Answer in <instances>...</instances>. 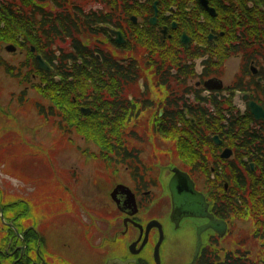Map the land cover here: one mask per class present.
I'll list each match as a JSON object with an SVG mask.
<instances>
[{
	"label": "flooded vegetation",
	"instance_id": "obj_1",
	"mask_svg": "<svg viewBox=\"0 0 264 264\" xmlns=\"http://www.w3.org/2000/svg\"><path fill=\"white\" fill-rule=\"evenodd\" d=\"M240 1L208 0L212 16L198 0H95L107 10H86L69 0H37L39 32L41 27L60 34L51 49L57 40L68 43L71 52L76 38L89 49L86 60L92 61L90 54L98 59H103L100 53L108 54L124 72L112 75L116 81L105 82L103 103L97 104L92 96L96 91L90 90L88 100L95 107L80 105L83 114L104 106L100 125L112 146L100 149V158L87 162L82 157L80 166L74 162L71 170H55V190L42 197L38 210H31L27 197L18 212L13 209L17 202L0 205L3 214L9 210L1 223L5 231H0V264H264V118L256 119L249 108L254 103L264 111V51L255 58L248 54L257 43L251 39V25L244 32L248 37L241 35L243 27L226 25L232 7L239 23L240 16H250L237 8ZM96 17L105 22L98 23ZM222 24L237 38L226 40L224 29L217 28ZM96 27L103 31L98 35L106 49L79 39L98 36L88 33ZM112 32L120 33L122 44ZM183 34L190 40L187 45L182 44ZM176 39V64L187 65L185 73L164 62L172 57L170 46ZM110 49L140 51L156 88L151 90L145 80L138 94H129L130 87L145 78L139 75V59ZM60 50L67 52L58 47V57ZM33 53L45 57V51ZM230 54L243 66L226 83L220 71ZM209 81L214 82L208 87ZM145 112L150 115L142 116ZM143 118L166 135L182 168L172 163L162 168L157 162L155 178L152 167L140 168L138 149L122 145L125 128L140 125ZM176 169L190 178L218 224L216 230L201 233L197 255V229L208 219L183 217L177 225L172 220L169 183ZM228 235L234 246L239 237L247 241L229 250L223 246ZM256 249L261 255L254 261Z\"/></svg>",
	"mask_w": 264,
	"mask_h": 264
},
{
	"label": "rangeland",
	"instance_id": "obj_2",
	"mask_svg": "<svg viewBox=\"0 0 264 264\" xmlns=\"http://www.w3.org/2000/svg\"><path fill=\"white\" fill-rule=\"evenodd\" d=\"M69 1L82 5L86 10L97 9L98 7L104 8L101 3L97 4L95 0L93 2L89 0ZM107 9L104 8V10ZM79 39L85 45L91 47L96 45L105 48V46L101 47V41L104 39L100 35L89 38H80L79 36ZM8 45L12 44L0 43V62H3L2 64H9L17 68L24 62L31 63V59L27 57L25 50L13 45L15 51L8 52L5 50ZM54 46L55 48H52L57 52L58 47L65 49L67 52L69 51L66 48L68 47L66 42L55 40ZM112 52H116L120 56H131L139 59L141 66L139 75L143 73L145 78L141 77L142 81L130 87L129 94H138L139 87H144L146 81H148L151 90L156 88L151 83L153 79L152 70L147 68L140 51L134 50L132 52L129 49L125 51L113 50ZM233 55L230 54V58L225 59L223 64L225 68L220 71L223 73L221 78L226 83H230L236 78L243 66ZM22 72L24 73L25 70H22ZM55 80L58 81L57 78ZM22 90H26V95L22 101H18ZM35 103L45 106L44 114L40 115L37 112ZM49 105H51L50 101L34 88H31L30 85L26 86L21 77H11L0 66V205L17 202V206H12L13 209H16L15 212H18L17 209H22L21 200L28 199L31 210H38V203L42 200V197L49 196L51 191L55 190L53 182L56 179L55 175H57L55 170H71L74 162H77L76 164L80 166L82 157H86L87 162H89V158H100L98 156L99 150H103L100 145H95L99 143L96 139L88 138L72 125L69 127L57 115H48L47 107ZM146 113H143L142 116L144 114L147 117L150 115V113ZM140 125L142 126L139 127ZM140 125L125 128V133L122 135V139H124L122 145L129 149L131 147L138 149L140 168L147 170V168L152 167L151 173L149 169L148 173L154 177L156 176L155 178H157L159 172L156 173L155 168L160 169L155 166L157 162L161 163L162 168L170 163L173 166L182 168L183 164L177 158L175 152L173 153L172 144L166 139V135L160 134L157 129L150 128L145 118H143ZM101 130L104 132L105 129L101 128ZM96 131L97 134L100 133L98 129ZM82 167L90 168V166L85 165ZM114 168L117 169L116 166ZM109 169L110 174L111 168ZM119 179L126 181L123 175H120ZM27 207V205L24 206V208ZM3 215L4 218L7 217L9 210L4 211ZM1 223L4 224L0 219V231H5ZM246 241L245 238L239 237L236 241L237 246H234L231 235H228L223 240V246L231 250ZM260 255L261 252L256 249L251 257L255 261L260 259Z\"/></svg>",
	"mask_w": 264,
	"mask_h": 264
},
{
	"label": "trees",
	"instance_id": "obj_3",
	"mask_svg": "<svg viewBox=\"0 0 264 264\" xmlns=\"http://www.w3.org/2000/svg\"><path fill=\"white\" fill-rule=\"evenodd\" d=\"M249 1H251L250 7L248 5ZM240 3L241 6L236 4L237 8L239 10L243 9L250 16L246 19L240 16L242 20L239 23L237 20L238 13L232 7V11L228 14L229 18L226 21V25L228 28L238 25V30L240 27H243L241 32L243 37H248L244 32L251 25V39L257 41V43L251 46V52L248 54L251 55V58L262 56V51H264V45H262L264 43V0H241ZM23 8H25L24 11ZM38 9L37 0H0V43L20 47L26 51L27 57L31 59L30 64L24 62L17 68L9 64H2L3 62H0V66L3 67L6 74L15 78L21 77L26 86L30 85L31 88H34L50 101L51 105L47 107L48 115H57L69 127L72 125L77 131L88 136V138L96 139L104 151L106 146H112L110 142H105L104 138L107 136V133L101 130L100 121L103 120V113L101 111L103 112L104 106L98 105L97 110H89L86 114H83L80 105L90 106L92 104L95 107L96 104L88 100L90 90L96 91L95 93L93 92L92 96L94 100L96 99L97 104L101 103L103 95H105L101 91L105 87V82L108 80L112 82L116 81V78L112 75L122 74L124 71L120 64L115 63L108 54L107 56L100 53L103 59H98L95 55L90 54L92 61L86 60L85 55H89V49L83 46L76 38H73L71 52L65 53L63 50H60L62 54L60 57L56 56V50L50 47L54 43V36L60 34L55 29L47 31L41 29V27L39 28V32L37 29ZM95 20L98 23H103L104 17H96ZM217 28L224 29L226 40L237 38L234 36V32H227L223 24L217 26ZM100 32L103 31L97 27L88 31L92 35H98ZM44 33L47 35L46 39L42 37ZM67 35L73 37L71 33ZM136 37L137 42L143 48H146L147 42L143 40V37L139 33H136ZM48 38H51V40L48 41ZM42 44L43 46H47L46 50L41 49L43 47ZM156 45L161 48L159 44ZM31 46H34L36 53L45 51L43 59L49 64L52 71H43L37 68ZM178 46V39H176L170 46L173 51L172 57L164 58V62L169 61L172 64H176L177 60H179L175 55ZM234 49L240 50L237 46ZM176 66H178L177 71L182 73H185L188 67L181 63L176 64ZM170 68L171 64L168 66V70ZM22 70H25V72L23 73ZM26 90H22L18 101L24 99ZM35 107L40 115L45 113V106L42 104L35 103ZM97 129L100 131L99 134H97ZM115 132L116 129L113 128L110 135H115Z\"/></svg>",
	"mask_w": 264,
	"mask_h": 264
},
{
	"label": "water",
	"instance_id": "obj_4",
	"mask_svg": "<svg viewBox=\"0 0 264 264\" xmlns=\"http://www.w3.org/2000/svg\"><path fill=\"white\" fill-rule=\"evenodd\" d=\"M198 2L212 15L214 16V10L208 7V0H198ZM155 17L152 19V23H154ZM112 34L116 35V43L122 44L123 40L121 38L120 33L112 32ZM182 44L187 45L190 41L189 38L183 34L182 35ZM8 52H14L15 47L13 45H8L5 48ZM34 49H32L33 51ZM35 61L37 63V68L43 71H50L51 69L48 67L47 63L42 60V58L37 55L35 57ZM255 73V71H254ZM214 81H209L206 83L208 86L210 83ZM209 87V86H208ZM249 108L251 109V113L255 116L256 119L264 118V111L254 103L249 104ZM174 176L170 180L169 190L172 198V220L177 225L178 222L183 217H196V218H206L208 219V223L204 226H201L197 229V246H196V255L200 249L201 238L200 235L207 229H217V222L214 221L213 217L207 212V204L204 201V198L201 194L197 193L194 189V185L190 178L182 173L179 170H174ZM0 219L4 222V217L2 213V209L0 207ZM12 227V225H9Z\"/></svg>",
	"mask_w": 264,
	"mask_h": 264
}]
</instances>
